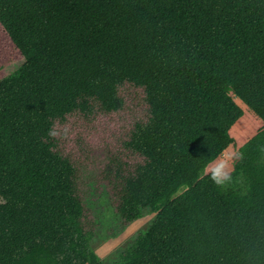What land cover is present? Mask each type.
<instances>
[{
    "label": "trees",
    "instance_id": "obj_1",
    "mask_svg": "<svg viewBox=\"0 0 264 264\" xmlns=\"http://www.w3.org/2000/svg\"><path fill=\"white\" fill-rule=\"evenodd\" d=\"M0 40V264H104L84 169L154 214L114 264H264V0H0Z\"/></svg>",
    "mask_w": 264,
    "mask_h": 264
},
{
    "label": "rangeland",
    "instance_id": "obj_2",
    "mask_svg": "<svg viewBox=\"0 0 264 264\" xmlns=\"http://www.w3.org/2000/svg\"><path fill=\"white\" fill-rule=\"evenodd\" d=\"M237 159V156L221 158L208 169L214 168L219 177L225 179ZM80 180L83 181L84 203L91 212L96 225L91 250L104 264H114L119 254L127 249L138 235L147 230L154 214L146 210L138 220L124 225L114 214L104 187L94 186L87 181L86 169L81 173Z\"/></svg>",
    "mask_w": 264,
    "mask_h": 264
},
{
    "label": "clouds",
    "instance_id": "obj_3",
    "mask_svg": "<svg viewBox=\"0 0 264 264\" xmlns=\"http://www.w3.org/2000/svg\"><path fill=\"white\" fill-rule=\"evenodd\" d=\"M213 180L217 183V184H219V183H221V180L220 179H218L217 177H213Z\"/></svg>",
    "mask_w": 264,
    "mask_h": 264
}]
</instances>
